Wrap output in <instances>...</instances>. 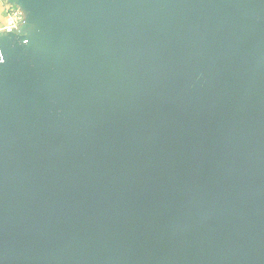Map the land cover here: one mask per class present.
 <instances>
[{
	"label": "water",
	"instance_id": "1",
	"mask_svg": "<svg viewBox=\"0 0 264 264\" xmlns=\"http://www.w3.org/2000/svg\"><path fill=\"white\" fill-rule=\"evenodd\" d=\"M0 264H264V0H5Z\"/></svg>",
	"mask_w": 264,
	"mask_h": 264
},
{
	"label": "crops",
	"instance_id": "2",
	"mask_svg": "<svg viewBox=\"0 0 264 264\" xmlns=\"http://www.w3.org/2000/svg\"><path fill=\"white\" fill-rule=\"evenodd\" d=\"M14 10L5 0H0V31L12 28L11 11Z\"/></svg>",
	"mask_w": 264,
	"mask_h": 264
},
{
	"label": "built area",
	"instance_id": "3",
	"mask_svg": "<svg viewBox=\"0 0 264 264\" xmlns=\"http://www.w3.org/2000/svg\"><path fill=\"white\" fill-rule=\"evenodd\" d=\"M20 13L18 11H11V19H12V26H14L15 24H17L20 21Z\"/></svg>",
	"mask_w": 264,
	"mask_h": 264
},
{
	"label": "rangeland",
	"instance_id": "4",
	"mask_svg": "<svg viewBox=\"0 0 264 264\" xmlns=\"http://www.w3.org/2000/svg\"><path fill=\"white\" fill-rule=\"evenodd\" d=\"M14 11H15V10H14ZM20 17H21V16H20ZM20 20H21V18H20ZM19 22H20V21H19ZM19 22H18V23H19ZM18 23H17V24H18ZM17 24H15L12 28H15ZM12 28H9V29H12Z\"/></svg>",
	"mask_w": 264,
	"mask_h": 264
},
{
	"label": "clouds",
	"instance_id": "5",
	"mask_svg": "<svg viewBox=\"0 0 264 264\" xmlns=\"http://www.w3.org/2000/svg\"><path fill=\"white\" fill-rule=\"evenodd\" d=\"M0 63H3V61H2V60H0Z\"/></svg>",
	"mask_w": 264,
	"mask_h": 264
}]
</instances>
